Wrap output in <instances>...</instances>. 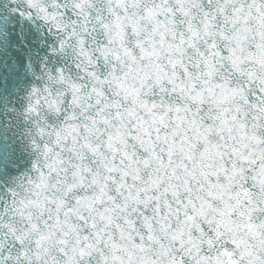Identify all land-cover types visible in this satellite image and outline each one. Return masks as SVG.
Listing matches in <instances>:
<instances>
[{
	"label": "snow or ice",
	"instance_id": "6c2138e0",
	"mask_svg": "<svg viewBox=\"0 0 264 264\" xmlns=\"http://www.w3.org/2000/svg\"><path fill=\"white\" fill-rule=\"evenodd\" d=\"M0 264H264V0H0Z\"/></svg>",
	"mask_w": 264,
	"mask_h": 264
}]
</instances>
